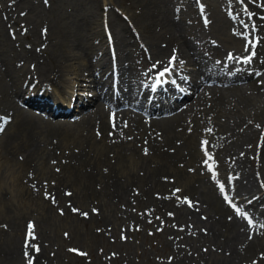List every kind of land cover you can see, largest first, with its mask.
<instances>
[{
  "label": "bare ground",
  "instance_id": "obj_1",
  "mask_svg": "<svg viewBox=\"0 0 264 264\" xmlns=\"http://www.w3.org/2000/svg\"><path fill=\"white\" fill-rule=\"evenodd\" d=\"M139 2L127 25H109L112 41L106 45L105 28L91 22L84 26L85 40L77 41L74 29L65 25L55 38L48 32L51 38L36 35L32 45L11 33L17 18L8 14L0 24L1 263L18 256L32 264H52L57 253L47 239L26 240V225L22 232L26 220H32L28 215L35 210L37 224L31 223L38 234L58 232L62 218L88 214L82 205L90 202L134 204L126 226L156 221L181 263L246 264L264 253L261 234L248 230L236 214L245 201L264 222L263 9L258 4L248 9L251 42L241 45L209 1L204 8L208 25L188 29L159 12L173 4L193 8L191 0ZM173 56L175 79L165 87L182 93L178 105L163 118L145 119L130 106L146 108L144 83ZM70 72L90 82L73 80ZM162 97L156 94L151 103ZM158 109L151 104L150 113ZM54 204L61 214L51 211ZM108 211V216L93 211L89 217L112 224Z\"/></svg>",
  "mask_w": 264,
  "mask_h": 264
},
{
  "label": "rangeland",
  "instance_id": "obj_2",
  "mask_svg": "<svg viewBox=\"0 0 264 264\" xmlns=\"http://www.w3.org/2000/svg\"><path fill=\"white\" fill-rule=\"evenodd\" d=\"M139 1L140 0H47V2H45V0H0V20H1L0 24H3L5 22L4 19L6 16H8V14L11 15L13 18H17V20L19 21L18 23L19 26L18 25L16 26V24H12L14 27V32L11 33L12 34L14 33V36L15 37L17 36L24 43L27 44L30 43L32 45L33 42H35L36 35L37 36L41 34L45 35L48 32L49 34L54 35V36L51 35V37L53 36V38H55L56 35L59 33L58 32L59 28L65 25L69 26L70 28L72 27L71 29H74L75 33L77 34L76 36L77 41L83 39L85 40L86 35H84L83 32L85 28L84 26H87V24L91 22V24L95 25V27L97 28L99 27L101 29L105 28L102 31L103 33L101 37L104 41L107 42V44H109L108 41L110 36L109 35L110 33L108 32L109 31L108 28H110L109 25L110 26L114 25L116 29H121L122 24L127 25L129 21L128 15L131 13V11H133L132 7L139 5L140 3ZM207 1L211 3L210 5L213 4L212 6L213 8L219 9L222 12V14L224 15V17L223 16L222 17L226 18V20L228 21L226 25V29L231 28L232 30H234L235 28V34L237 32H239L240 35L245 34L247 27L246 21L249 18L248 9H251L255 4H258L263 9L261 11L263 13L261 14V16L264 17V0H243V2L242 0H191L190 4L192 5L193 8H188V7L185 8L186 6L184 5L181 6L179 4L176 6V4H173V7L168 9V11L167 10L160 11L161 13L159 12V15L161 17H164V15H168L173 23H176L181 27L184 25L183 27L187 29L195 28L197 26L198 28H202L204 25L205 26L208 25L207 20H209L208 11L207 10L204 11V9L202 8V6H204V3ZM113 4L115 6H113ZM160 4L157 6V9L159 6H161ZM172 8L173 9L176 8V9L173 10ZM204 8L207 9L206 4ZM225 10L227 11L226 15L225 13H223V11ZM14 14L16 15L14 16ZM94 17L98 18V23L95 22ZM46 23L54 26V30H48ZM78 23H82V24L79 25ZM48 33L47 35H49ZM79 34H81V36H78ZM241 37L243 38V36ZM235 40L239 44H241L239 40L237 39ZM37 44L39 45L40 43ZM223 56H224V52L222 57ZM107 57H109V55H107ZM69 76H71L73 80H77V81L81 80L82 83H84V81L87 83L90 82L89 79L75 77V73L72 72H70ZM84 89L85 88L78 90L84 91ZM206 157H207L206 160H209V162H211V156L207 155ZM212 166L214 167V165ZM260 171L262 173V182L264 186V173H263L264 169L260 168ZM213 172L217 173L219 171L215 170ZM212 180L214 179L212 178ZM218 182L219 181L217 180L215 185L218 186V190L221 191L219 186H221L222 184H219ZM222 198L224 197L222 196ZM181 202L183 204L184 203L187 204L188 201L182 200ZM36 203L38 204V206L34 203L36 205L35 208H38L39 210L36 211L41 213L42 211L40 207L41 204L40 200L38 201L37 199ZM122 203L123 202L120 203L111 202L110 204H107L106 202H98V203L95 202L93 204V202H90L85 206L82 205L83 207H87V209H84L88 213L87 215L85 214L81 215L80 213L81 211H80V212H76L77 214L74 213L70 216H66L65 219L62 218L63 220L61 221L60 227L58 228L59 231L61 229L60 231L61 233L59 231L57 232V230L55 231L51 230L45 232L43 235L42 234L40 235L38 234L37 229L33 227L31 236H26L28 235V229H26L25 238L26 240H28L27 238L29 237H34L35 239V237L43 236L45 240L47 239L48 246L51 249L55 250L57 253L56 254L57 256H55V260L53 261L52 264H198L197 262L195 263L190 261L181 263L180 259L175 258L176 257L175 251L173 247L171 248L170 246L171 240L168 234L161 225L156 223V221L145 220L139 223L138 222L135 223L131 221V223L129 222L130 223L129 226H126L127 222L129 221L127 217L128 213L130 212L134 213L133 209L131 208H134L135 210V206L132 203L133 205L126 207V205H122ZM90 205L92 206V209L94 208L93 210H96L95 213L97 216H99L101 212H105V211H106L105 213L107 214L108 210H109L108 212H113L112 218L114 220H112V224L110 223L107 224L103 220V218H101V221L99 220L97 221L95 217L94 219L89 217L90 215L93 214V210L92 209L90 210L89 208ZM55 206L56 204L50 206L51 211L57 210ZM82 206L80 205L81 208H83ZM238 210H239V214H237V212L236 214L242 220H244L243 217L241 216L242 212L247 210V212H249L247 214L251 213L250 215L252 216L251 221H253V219L254 221L251 223V225H248L247 228L250 231L252 230L253 232L254 231L259 232L262 236L261 242H264V238H263L264 223H262V221L258 217H255V214L253 213V209L249 208L247 206V202H245L243 206L242 205L239 206ZM33 212H34L33 216L32 214L29 215L27 214V215L28 217L30 216L29 218H31L32 220L34 219V222H36L37 221L35 218L36 212L35 210ZM55 213L61 214L60 210L59 211L57 210ZM62 215L65 216L64 213ZM120 215H122L123 217ZM26 216L21 215V217H26ZM39 216H41V214L38 215L37 217L38 219ZM29 220L30 219L26 220V223L28 225L32 221ZM51 220H53V218H51ZM26 223L22 225L23 233L25 229L24 226L26 225V228L28 227ZM106 224L108 227L111 226V229H108ZM51 227L53 229V226ZM56 232L57 234H54ZM81 232H83V234ZM49 233H51L52 235ZM48 239L49 240L51 239L50 242L48 241ZM27 263L28 262H26L25 259L23 260V257L17 256L16 259L14 258L10 264H27ZM220 263L228 264V262L225 263L207 262V264H220ZM0 264L3 263H1L0 261ZM246 264H264V253L257 262L254 263L246 262Z\"/></svg>",
  "mask_w": 264,
  "mask_h": 264
},
{
  "label": "snow or ice",
  "instance_id": "obj_3",
  "mask_svg": "<svg viewBox=\"0 0 264 264\" xmlns=\"http://www.w3.org/2000/svg\"><path fill=\"white\" fill-rule=\"evenodd\" d=\"M45 2H47V0H45ZM242 2H243V0H242ZM253 27H255V26H253ZM109 39H111V37H109ZM251 55H255V53L253 52ZM250 59H251V56H249L248 58H246V60H249V61H250ZM175 61H176V57L175 56H173L172 58H170V62H169L170 66L168 68H165L162 72H160L159 73V77H163L167 73H169L171 71V66L175 63ZM159 77H158V79H159ZM0 131H3L2 125H0ZM220 190H221V192H224L225 191V187L223 185H221L220 186ZM177 191H179V190H177ZM224 198H225L226 201H228V197L227 196H225ZM188 204H189V207H192L193 206L190 201H188ZM73 211L76 212L78 210L77 209H73ZM93 211H96V210H93ZM237 214H239V210L238 209H237ZM85 215H87V214L85 213ZM170 215H172V214H170ZM229 219H231V217ZM248 223H249V225H251L252 221L249 220ZM32 229H33V224L30 222L29 225H28V236H31L32 235ZM32 238L34 239V237H32ZM27 247H29V244L28 243H26V248ZM36 250L38 251V249H36ZM28 255H29L28 252H25V256L27 257ZM28 264H32V261L29 260Z\"/></svg>",
  "mask_w": 264,
  "mask_h": 264
}]
</instances>
